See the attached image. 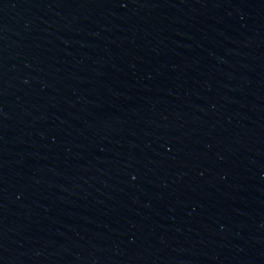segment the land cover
<instances>
[{
	"label": "water",
	"instance_id": "95a60500",
	"mask_svg": "<svg viewBox=\"0 0 264 264\" xmlns=\"http://www.w3.org/2000/svg\"><path fill=\"white\" fill-rule=\"evenodd\" d=\"M0 264H264V0H0Z\"/></svg>",
	"mask_w": 264,
	"mask_h": 264
}]
</instances>
